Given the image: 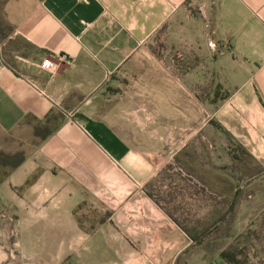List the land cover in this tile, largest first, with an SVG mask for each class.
I'll list each match as a JSON object with an SVG mask.
<instances>
[{
    "label": "crops",
    "instance_id": "crops-1",
    "mask_svg": "<svg viewBox=\"0 0 264 264\" xmlns=\"http://www.w3.org/2000/svg\"><path fill=\"white\" fill-rule=\"evenodd\" d=\"M196 5H5L0 127L39 143L0 198L32 242L51 245L50 259L193 264L185 229L215 211V171L230 161L219 150L231 142L264 167V0ZM49 116L56 131L41 140L35 127ZM222 253L208 264H227Z\"/></svg>",
    "mask_w": 264,
    "mask_h": 264
},
{
    "label": "rangeland",
    "instance_id": "rangeland-1",
    "mask_svg": "<svg viewBox=\"0 0 264 264\" xmlns=\"http://www.w3.org/2000/svg\"><path fill=\"white\" fill-rule=\"evenodd\" d=\"M8 1L0 0V42L2 35H8L11 29L3 19ZM205 1L197 0V9L205 5ZM2 44L0 53L4 48ZM32 139L22 132L6 133L0 127V186L11 175L7 166L10 158L16 154H27L39 143L38 138ZM228 146V149L219 150L220 155L224 157L227 154L230 161L220 165L219 173L215 171L214 213H198V228L185 229L195 242L188 249L187 258L193 264H208L211 257L223 251L229 252L231 258L232 253L241 260L250 257L251 264H264V167L255 163L251 156L238 153L233 143L230 142ZM238 155L240 159L237 160ZM154 184L157 188L158 182ZM193 184L201 189L199 179ZM222 192H228V195L221 196ZM193 199L198 204L203 201L200 197ZM7 204L0 198V264H76L71 260L50 259L52 256L47 255V251L51 245L32 242L27 236L30 229L20 228V214L12 212ZM230 204L236 206L231 212L225 209ZM220 206H223L221 210ZM212 215L213 222L202 223ZM40 223L45 225L44 222ZM251 223L256 224L251 227ZM38 230L46 231V228L40 226Z\"/></svg>",
    "mask_w": 264,
    "mask_h": 264
},
{
    "label": "trees",
    "instance_id": "trees-1",
    "mask_svg": "<svg viewBox=\"0 0 264 264\" xmlns=\"http://www.w3.org/2000/svg\"><path fill=\"white\" fill-rule=\"evenodd\" d=\"M55 117L51 119L50 116L47 117V119L43 122L38 123V125L35 127V136L41 138V140H44L45 137L51 135L53 132L56 131V128L52 129L53 122L55 121ZM56 123V122H55ZM9 164H7L10 173L15 171L18 167L21 166V164L25 161V154H16L12 158H10ZM10 175V174H9ZM232 258L230 257L229 252H224L221 255V258L227 263V264H237V262L234 260L235 255H232Z\"/></svg>",
    "mask_w": 264,
    "mask_h": 264
},
{
    "label": "built area",
    "instance_id": "built-area-1",
    "mask_svg": "<svg viewBox=\"0 0 264 264\" xmlns=\"http://www.w3.org/2000/svg\"><path fill=\"white\" fill-rule=\"evenodd\" d=\"M52 65H51V62L50 61H45L42 65L43 68L47 69V68H50Z\"/></svg>",
    "mask_w": 264,
    "mask_h": 264
}]
</instances>
